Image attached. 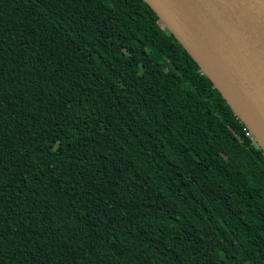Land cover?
<instances>
[{"label":"trees","instance_id":"1","mask_svg":"<svg viewBox=\"0 0 264 264\" xmlns=\"http://www.w3.org/2000/svg\"><path fill=\"white\" fill-rule=\"evenodd\" d=\"M0 264H264V149L144 0H0Z\"/></svg>","mask_w":264,"mask_h":264},{"label":"water","instance_id":"2","mask_svg":"<svg viewBox=\"0 0 264 264\" xmlns=\"http://www.w3.org/2000/svg\"><path fill=\"white\" fill-rule=\"evenodd\" d=\"M264 149V0H144Z\"/></svg>","mask_w":264,"mask_h":264}]
</instances>
